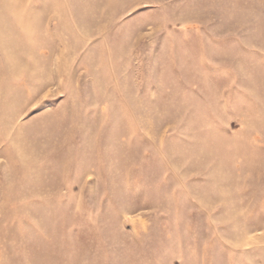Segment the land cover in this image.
<instances>
[{
  "label": "rangeland",
  "instance_id": "1",
  "mask_svg": "<svg viewBox=\"0 0 264 264\" xmlns=\"http://www.w3.org/2000/svg\"><path fill=\"white\" fill-rule=\"evenodd\" d=\"M0 264H264V0H0Z\"/></svg>",
  "mask_w": 264,
  "mask_h": 264
}]
</instances>
